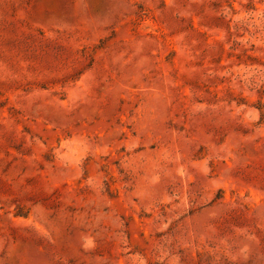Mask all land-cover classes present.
Here are the masks:
<instances>
[{
	"label": "rangeland",
	"instance_id": "374dc122",
	"mask_svg": "<svg viewBox=\"0 0 264 264\" xmlns=\"http://www.w3.org/2000/svg\"><path fill=\"white\" fill-rule=\"evenodd\" d=\"M0 264H264V0H0Z\"/></svg>",
	"mask_w": 264,
	"mask_h": 264
}]
</instances>
